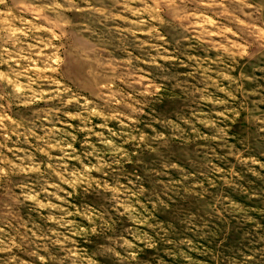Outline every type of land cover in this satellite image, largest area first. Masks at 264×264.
Wrapping results in <instances>:
<instances>
[{
  "label": "rangeland",
  "instance_id": "rangeland-1",
  "mask_svg": "<svg viewBox=\"0 0 264 264\" xmlns=\"http://www.w3.org/2000/svg\"><path fill=\"white\" fill-rule=\"evenodd\" d=\"M0 264H264V0H0Z\"/></svg>",
  "mask_w": 264,
  "mask_h": 264
}]
</instances>
